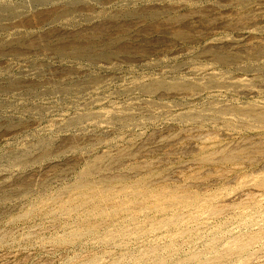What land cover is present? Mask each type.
Listing matches in <instances>:
<instances>
[{
	"label": "rangeland",
	"instance_id": "rangeland-1",
	"mask_svg": "<svg viewBox=\"0 0 264 264\" xmlns=\"http://www.w3.org/2000/svg\"><path fill=\"white\" fill-rule=\"evenodd\" d=\"M0 264H264V0H0Z\"/></svg>",
	"mask_w": 264,
	"mask_h": 264
}]
</instances>
